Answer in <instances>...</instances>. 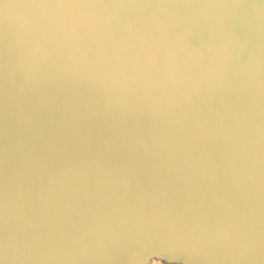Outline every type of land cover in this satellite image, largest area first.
I'll list each match as a JSON object with an SVG mask.
<instances>
[{"label":"water","instance_id":"1","mask_svg":"<svg viewBox=\"0 0 264 264\" xmlns=\"http://www.w3.org/2000/svg\"><path fill=\"white\" fill-rule=\"evenodd\" d=\"M0 264H264V0H0Z\"/></svg>","mask_w":264,"mask_h":264}]
</instances>
